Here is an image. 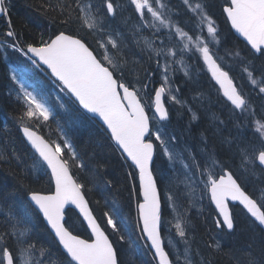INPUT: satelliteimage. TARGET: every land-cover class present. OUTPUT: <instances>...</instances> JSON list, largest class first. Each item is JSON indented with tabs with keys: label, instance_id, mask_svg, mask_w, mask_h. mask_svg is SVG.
I'll list each match as a JSON object with an SVG mask.
<instances>
[{
	"label": "snow or ice",
	"instance_id": "1",
	"mask_svg": "<svg viewBox=\"0 0 264 264\" xmlns=\"http://www.w3.org/2000/svg\"><path fill=\"white\" fill-rule=\"evenodd\" d=\"M11 7L0 0V63L15 64V109L0 122V264H133L129 233L150 255L135 264H211L229 245L232 264H264V0L220 6L245 50L210 0H40L52 30L24 39ZM41 121L55 139L31 130ZM12 128L23 153L5 147ZM112 156L131 169L123 187ZM45 178L47 191L33 187ZM205 196L212 229L199 248Z\"/></svg>",
	"mask_w": 264,
	"mask_h": 264
},
{
	"label": "trees",
	"instance_id": "2",
	"mask_svg": "<svg viewBox=\"0 0 264 264\" xmlns=\"http://www.w3.org/2000/svg\"><path fill=\"white\" fill-rule=\"evenodd\" d=\"M38 2H40V0H11L12 7H11L10 15L14 27L19 33H21V39L37 35L39 32L44 31L46 27L48 31L52 30L51 25L48 24V19L45 18L42 13L38 12L34 7V4ZM117 3L120 4V0H117ZM210 3L214 5L212 12L214 13V17L218 21L220 29H222L223 31V34L226 37H228L233 44L236 45L237 50H245V43L241 39H237V36L230 29V26L226 21L224 15L221 14L220 6L222 5V1L210 0ZM127 14L131 16L130 12H127ZM6 27L7 26L3 18L2 20H0V33L4 32ZM241 54L243 55V52ZM12 59L13 61H16L15 57H12ZM133 59L138 60L139 57L135 56L133 57ZM5 65L8 66L5 67ZM9 66L10 64L8 61H4L3 63H0V122H2L6 128L8 127L7 117L12 115L15 109V103H14L15 93L13 92L11 96L8 95V93L11 92V85L8 79V74L10 73ZM28 75L31 76L32 74L29 73ZM29 83H33V80L30 79ZM212 92L213 94H215L214 89L212 90ZM52 95L55 96V92H53ZM33 128L36 129L45 137H47L48 139L56 138V126L54 124H50V123L45 124V122L41 121L39 125H36ZM11 132H12V141L10 142V145H6L5 147L10 146L11 148L16 149L17 151L23 153V151L25 150V144L21 142L20 139L21 133L17 132L14 128L11 129ZM3 150L4 148L0 147V152H2ZM24 158L28 159L27 156ZM225 159H227V157H225ZM236 163L238 164L239 161H237ZM111 164H112L111 171L113 175L121 179L122 181L121 187H123L124 172L130 171L131 169H127L126 166L121 167V161L117 159L115 156L111 157ZM9 179L10 178L7 176L6 170L0 171V181L7 183ZM33 187H36L43 191H47L49 188L47 178L41 181L38 185H33ZM127 196H128L127 191H124L123 197H120L118 199H120V201L123 202ZM90 199L98 201L100 208L101 209L103 208L104 200L101 198L100 193L91 194ZM236 211H239V209H237ZM132 212L133 214H135V205H133ZM98 214H99V209H97V215ZM211 215H212V206H209L205 196L204 216L197 218L200 221L199 224H196L195 221L193 222L194 226L197 229L193 235L195 236V239L198 242L199 248H203V240H206L208 238V231L212 229V224L210 220ZM125 217L126 218L128 217L127 210L125 211ZM205 220H207V223H205ZM80 231L82 233V236L86 237V235L83 233V230L81 229ZM129 235L131 236V239L128 240V252H129L128 259L132 260L133 264H135L136 257H139L141 260L150 259V255L144 254L141 242L137 240L135 236L132 235L131 233H129ZM168 236H169L168 234H166L165 236L166 242ZM168 247L172 249L169 244ZM179 247L183 250L182 244H179ZM193 247L195 248L197 247V245H194ZM231 247H232L231 245L226 247L225 253L223 254L209 255V260L211 261V264H232L233 258L229 254Z\"/></svg>",
	"mask_w": 264,
	"mask_h": 264
},
{
	"label": "rangeland",
	"instance_id": "3",
	"mask_svg": "<svg viewBox=\"0 0 264 264\" xmlns=\"http://www.w3.org/2000/svg\"><path fill=\"white\" fill-rule=\"evenodd\" d=\"M125 8H126V6L125 5H123ZM129 15L127 14V13H125V17L127 18ZM175 244H176V242H175V239L174 238H172V240H171V245L173 246V247H175ZM177 244H178V242H177ZM178 247H179V244H178ZM180 248V247H179ZM180 250L182 251V249L180 248Z\"/></svg>",
	"mask_w": 264,
	"mask_h": 264
},
{
	"label": "water",
	"instance_id": "4",
	"mask_svg": "<svg viewBox=\"0 0 264 264\" xmlns=\"http://www.w3.org/2000/svg\"><path fill=\"white\" fill-rule=\"evenodd\" d=\"M238 35V34H237ZM243 39V38H242ZM32 131H34L35 132V134L37 135V136H40V137H43V138H45L44 136H42L41 134H39L37 131H35L33 128L31 129ZM46 139V138H45ZM74 207V206H73ZM78 211V210H77ZM82 238H84V237H82Z\"/></svg>",
	"mask_w": 264,
	"mask_h": 264
}]
</instances>
